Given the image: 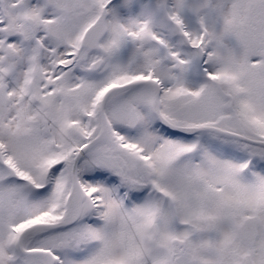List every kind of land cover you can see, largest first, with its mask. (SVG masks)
Returning <instances> with one entry per match:
<instances>
[{"label":"snow or ice","instance_id":"snow-or-ice-1","mask_svg":"<svg viewBox=\"0 0 264 264\" xmlns=\"http://www.w3.org/2000/svg\"><path fill=\"white\" fill-rule=\"evenodd\" d=\"M0 264H264V0H0Z\"/></svg>","mask_w":264,"mask_h":264}]
</instances>
